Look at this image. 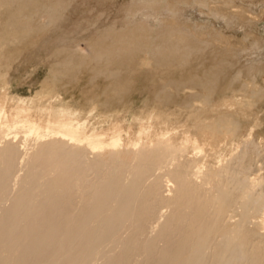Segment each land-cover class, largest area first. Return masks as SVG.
I'll return each instance as SVG.
<instances>
[{
    "label": "bare ground",
    "instance_id": "bare-ground-1",
    "mask_svg": "<svg viewBox=\"0 0 264 264\" xmlns=\"http://www.w3.org/2000/svg\"><path fill=\"white\" fill-rule=\"evenodd\" d=\"M263 16L264 0H0V69L48 40L55 74L26 95L0 75V264H264ZM154 62L186 74L158 84L166 104L58 90L85 70L123 101L124 72Z\"/></svg>",
    "mask_w": 264,
    "mask_h": 264
},
{
    "label": "rangeland",
    "instance_id": "rangeland-1",
    "mask_svg": "<svg viewBox=\"0 0 264 264\" xmlns=\"http://www.w3.org/2000/svg\"><path fill=\"white\" fill-rule=\"evenodd\" d=\"M114 15L115 13H112L111 18H114ZM97 16L98 14L96 12H93L90 15L84 12H77L75 18L81 23L88 24L94 22L97 19ZM69 17L71 16L69 15ZM218 25L219 24L216 23L215 26L219 27ZM223 31L228 35L230 34L229 36H234L235 34L236 37H232L231 39L236 44L239 42L238 40L241 38L240 33H234L228 29H224ZM257 33L264 36V29L260 28ZM37 46L40 47V50L33 49V55L31 56H28L27 54L21 56L6 55V58L3 60V64L7 68L0 69V75H5L7 77V82L10 83L12 89L19 90L25 95L27 93H35L40 91L41 89H39L38 85L41 82H44V84H42V89L46 88L49 86V84H51V79L53 80L55 78V74L51 72L48 63H44L42 61L46 55V52L50 49L51 43L48 40H43ZM80 46L85 47L82 45V43ZM254 57L255 54H253V52L242 53L240 55L239 61H235L237 64L235 65L234 70L248 64L251 59H254ZM139 58L145 60L149 57L141 55ZM154 63L155 64H153V66H156V68L159 69L155 68L153 73L146 69L136 71V73L124 72V75L121 78V80L124 82L122 85H125L126 87L125 98L123 101L119 100V94H114L115 86L113 84V77H93L85 70L79 71L80 73L74 72L69 76L60 78L58 90L65 94L69 100L78 102L85 108L95 105H104L107 108H117L119 106L127 105L126 101L131 100L128 105L132 103L139 104L141 100L147 98H150L151 104H166L170 102L167 100L166 96L160 94L157 95L154 93L160 87L158 84L160 82L167 84V81L169 82L171 80L168 77L173 78L176 76V78L173 80L179 81L180 79H184L186 74H177L172 76L170 73H165L161 70L167 66L166 63ZM204 67L209 68V62H205ZM233 73L234 71H229L226 75ZM45 78L47 79L45 80ZM158 80L159 82L156 83ZM259 82H264V74L261 75ZM221 86H224L223 83H221ZM174 91L177 95H179L180 91L182 90L177 92L178 89L174 87Z\"/></svg>",
    "mask_w": 264,
    "mask_h": 264
}]
</instances>
